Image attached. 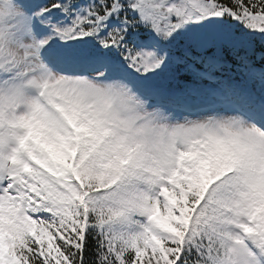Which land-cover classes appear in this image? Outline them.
Here are the masks:
<instances>
[{
    "label": "snow or ice",
    "instance_id": "1",
    "mask_svg": "<svg viewBox=\"0 0 264 264\" xmlns=\"http://www.w3.org/2000/svg\"><path fill=\"white\" fill-rule=\"evenodd\" d=\"M0 264H264V0H0Z\"/></svg>",
    "mask_w": 264,
    "mask_h": 264
}]
</instances>
